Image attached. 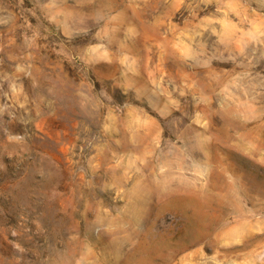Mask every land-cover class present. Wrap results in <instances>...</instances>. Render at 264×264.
<instances>
[{"label":"rangeland","instance_id":"obj_1","mask_svg":"<svg viewBox=\"0 0 264 264\" xmlns=\"http://www.w3.org/2000/svg\"><path fill=\"white\" fill-rule=\"evenodd\" d=\"M0 264H264V0H0Z\"/></svg>","mask_w":264,"mask_h":264}]
</instances>
